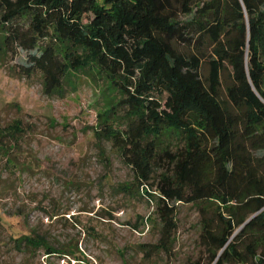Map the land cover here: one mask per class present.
I'll return each instance as SVG.
<instances>
[{"label": "trees", "instance_id": "16d2710c", "mask_svg": "<svg viewBox=\"0 0 264 264\" xmlns=\"http://www.w3.org/2000/svg\"><path fill=\"white\" fill-rule=\"evenodd\" d=\"M18 50L49 97L79 76L112 90L95 135L132 169L123 191L156 205L147 254L170 250L178 204H193L206 264H264V0H0V54ZM22 131H0V148ZM14 240L80 260L34 232Z\"/></svg>", "mask_w": 264, "mask_h": 264}, {"label": "rangeland", "instance_id": "374dc122", "mask_svg": "<svg viewBox=\"0 0 264 264\" xmlns=\"http://www.w3.org/2000/svg\"><path fill=\"white\" fill-rule=\"evenodd\" d=\"M26 57L0 54V131L16 122L23 129L11 150L6 139L0 148V264H206L193 204H178L170 250L146 253L161 238L156 205L142 190L123 191L134 173L95 135L112 90L79 76L64 97H49L40 73H19ZM226 84L224 76L223 99ZM33 232L55 248L78 247L80 260L19 248L14 239Z\"/></svg>", "mask_w": 264, "mask_h": 264}]
</instances>
